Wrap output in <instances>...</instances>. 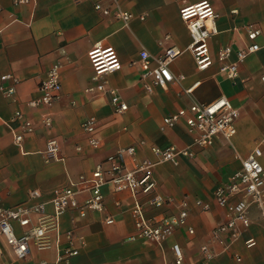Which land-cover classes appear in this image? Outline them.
<instances>
[{"label":"crops","instance_id":"crops-1","mask_svg":"<svg viewBox=\"0 0 264 264\" xmlns=\"http://www.w3.org/2000/svg\"><path fill=\"white\" fill-rule=\"evenodd\" d=\"M96 1L33 0L14 5L12 0H0V74H12L17 80L14 100L0 94L2 203H21L34 188L45 199L54 187L64 186L82 173L89 174L107 155L138 140L145 141L136 151L139 158H154L151 145L183 147L191 141L184 122L161 132L162 117L187 108L193 101L207 103L223 95L239 110L232 146L217 138L209 147L195 148L193 158L182 157L177 164L163 162L154 167L156 189L169 202L147 214L176 213L186 195L188 202L186 226L177 228L161 247L145 238L129 239L135 228L129 213L131 199L125 193L115 194L119 207L107 198L105 213L88 211L84 217L64 213L59 228H75L84 242L70 264H173L172 243L180 245L184 264H196L199 246L205 242L215 251L211 264H264V213L256 206L250 208L249 228L225 251L220 252V245L210 237L212 229L225 220V210L216 204L213 190L240 168L241 160L254 146L264 151V0H210L217 13L218 33L209 39L214 62L205 70L195 68L188 49L190 35L178 14L183 4L200 0H119L120 6L133 14L127 27L111 14L97 12L93 7ZM250 24L261 29L257 40L260 48L238 64L234 80L227 79L218 71L217 52L226 45L234 51L243 48L248 43L244 26ZM97 45L113 46L119 56L120 69L106 74L104 80L127 104L121 114L113 113L106 92L86 91L94 83L87 51ZM171 46L180 54L169 63V69L184 79L145 92L136 62L138 52L143 48L158 56ZM229 59L235 60L234 52ZM56 62L60 63L58 98L49 106L28 107L27 101L39 94V82ZM195 82L198 84L192 92H185ZM18 109L34 124V131L25 135L21 147L12 142L3 122ZM43 116L50 117V126H42ZM89 116L97 119L98 148L86 143L80 128ZM51 139L57 141L63 159L45 162L42 151ZM103 190L107 193L110 188ZM196 199L208 204V209L202 211L195 205ZM106 215L112 217V223L103 221ZM188 226L193 234H188ZM249 236L256 244L246 248L243 240ZM0 248V264H52L56 254L54 247H32L25 259L16 260L1 237ZM235 256L240 260L235 261Z\"/></svg>","mask_w":264,"mask_h":264},{"label":"built area","instance_id":"built-area-1","mask_svg":"<svg viewBox=\"0 0 264 264\" xmlns=\"http://www.w3.org/2000/svg\"><path fill=\"white\" fill-rule=\"evenodd\" d=\"M33 0H12L14 5L25 4ZM100 14L112 15L127 27L133 14L123 9L119 0H98L93 4ZM181 21L185 24L190 35L189 50L192 53L195 68L205 70L210 67L214 58L210 53L209 39L218 33L216 24L217 13L210 0H200L194 4H183L178 10ZM143 19L142 16H140ZM248 43L237 50L226 45L219 48L216 60L219 62L218 71L227 79L234 80L238 74V64L260 48L257 42L261 29L256 25L244 26ZM234 52L235 60L230 55ZM180 54L174 46L167 47L158 56H152L146 49L138 52L137 64L140 68L139 79L143 89L152 93L155 87L164 88L169 82H180L183 75H173L169 63ZM91 66L92 86L87 92H106L114 114H121L127 109V104L112 88L106 86L104 76L117 71L121 62L113 46H94L87 51ZM6 82V84H4ZM16 78L9 73L0 74V94L14 100L16 93ZM198 82L185 89L191 93ZM60 63H53L46 76L38 84L39 94L27 101L30 108L49 106L60 93ZM239 110L223 95L203 103L193 101L187 108L162 117L159 130L173 128L183 121L191 141L183 147L169 145L167 147L149 146L154 158H139L136 151L144 146V140L118 148L96 164L89 174H80L69 180L64 186L54 187L49 196L43 199L41 192L34 188L28 191L27 198L21 203L5 206L0 197V237L16 260L25 259L31 248L46 250L56 249L52 264H70V260L80 253L83 240L75 233V228L60 231V218L64 213L76 212L84 217L88 211L105 213V200L110 199L116 207L120 201L116 193H125L131 199L129 213L135 228L129 237L145 238L161 247L172 233L186 226L188 217L187 195L178 203L177 212L165 215L157 212L148 215V210H157L165 206L169 200L164 198L156 189L153 176L154 167L163 162L177 164L179 158H193L195 148H206L214 140L221 138L232 146L231 139L235 134V120ZM9 128L12 142L21 147L25 135L34 131L31 119L21 110H15L8 120H3ZM41 124L51 125L49 116H43ZM97 119L89 116L80 124L85 134V141L91 148H98L99 139L95 135ZM80 146L76 149L80 150ZM45 162L59 161V146L55 139L48 140L42 151ZM264 151L259 145L254 146L241 160L240 168L235 170L229 179L218 185L212 192L216 204L225 210V220L218 223L211 231L212 242L220 245V252L225 251L229 244L237 241L241 233L249 228L251 219L250 208L256 206L264 213ZM109 186V192L103 188ZM202 211L208 209V204L199 199L194 201ZM106 224L113 222L110 215L103 217ZM188 234H193L192 227H187ZM256 240L249 236L243 240L246 248L255 246ZM173 264H184L183 252L178 243L170 247ZM2 249L0 248V256ZM215 251L208 243L199 246V258L196 264H211ZM235 261L240 257L235 256ZM45 264V262H42Z\"/></svg>","mask_w":264,"mask_h":264}]
</instances>
